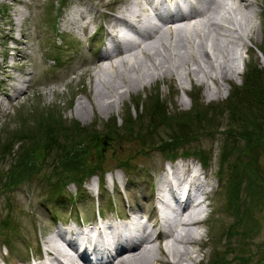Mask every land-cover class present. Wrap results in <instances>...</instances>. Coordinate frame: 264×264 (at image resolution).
I'll return each mask as SVG.
<instances>
[{
	"label": "rangeland",
	"instance_id": "obj_1",
	"mask_svg": "<svg viewBox=\"0 0 264 264\" xmlns=\"http://www.w3.org/2000/svg\"><path fill=\"white\" fill-rule=\"evenodd\" d=\"M28 1L32 5L25 8L16 3L15 0H0V90L3 87L9 88L10 84L14 83L15 77L26 79L22 84L23 91L19 94V97L9 100L8 109L0 108V138L7 137L1 139L0 146L8 145L6 149L11 150L14 154L13 157L16 159L20 158V154H26L31 158L33 156L30 154L41 155L42 152L45 153L44 144L54 134L47 138L44 137L45 133L42 131L37 134L36 129L41 122L47 126H55L53 125L54 122L61 120L65 125L80 128L78 133L70 128L69 134L74 137V140L67 143L66 150H69L76 142L93 141L91 139L93 135V139L96 141L94 144L90 142L89 147L91 144L95 145L97 150L93 146L90 147V150L94 155L97 153L102 157L98 152L100 150L99 146H103L101 149L104 156L102 158L104 160L103 170L105 171L100 175L96 172V174L90 175L88 179L82 178L81 180L85 183L82 186L84 197L80 200V212L91 214L89 216H94V209L97 204L95 190L100 176L105 177L107 192L114 193L115 203L120 202L119 197H123V200L124 196L126 197L121 192H114L115 186L119 185V190L122 188L123 178L127 180V174L117 168V163L121 160L128 161L129 167L121 166L128 173L132 168L139 175L140 179L134 180L133 192L136 193L139 187L149 194V188L147 187L152 184L153 178L160 168L164 167L167 159L163 152L152 146L169 134L162 123H157V126L153 127V116L158 120H162V117L173 119V124L179 125L185 137L191 139L184 144V147L191 152L190 154L194 151L203 152L204 155H207V160H209L210 155L208 169H205L206 174L209 175L210 171H217L218 159H220L224 140L219 133L229 130L230 126L235 127L237 125L233 115L228 112L229 107L225 106V102L231 97L232 89L243 88L248 63H257L259 68L264 69V55L260 51L261 46L264 44V0H253L256 5L249 8L250 12L249 10L237 9L234 0H221L222 7L215 14L214 20L223 21L229 27V30H220L207 25L199 33L201 35L207 34L205 37L203 35L200 37L206 42L207 48L211 49L214 56L216 55L218 61H222V59L218 57V52L213 48V42L216 39L223 42L228 48L230 66H234L238 62L240 74L234 75L228 82L221 83V87L224 89L219 96L209 97L206 94L208 85L212 88L216 87L210 79H207V82L200 83L197 79L186 77L181 79L160 77L156 80L147 77L144 80L142 79V83L136 89L128 92L125 87L121 86V78L117 76V70L108 69L106 72H99L98 76L104 83L102 88L106 92L113 93L114 97L111 100H116V103L111 105L112 111L110 113L97 104L92 106L88 99L89 92L92 90L91 74L94 73L96 66L93 63H87V60L94 56V50L98 47L93 48L92 46V48H89L84 39L76 42L72 47L64 46L65 43H62L63 39L59 34L62 28L55 31L52 26V18H54L56 12L60 11L59 5L62 0ZM73 1L84 3L88 7L87 9L95 13L98 20L103 23H105L104 15L126 4L124 0H114L112 6L106 3L112 0H66L65 6L59 13L61 14L60 18L68 9V4ZM92 23L91 29L97 22ZM63 27L66 29V25ZM218 31L220 32L218 33ZM227 32L229 34L228 39L225 37ZM78 33L82 35L80 32ZM181 35L182 33L171 34L166 26L162 27L160 41L148 45L146 40L143 44L151 58L145 56L140 49L134 48L131 63L140 68L141 74L161 72L167 65L165 56L168 55L169 49L173 54L197 49L200 41L199 36L190 33V43L186 44L185 48L177 45V39ZM8 37L18 42H8ZM21 40L24 41L21 46L25 50L21 53H26L28 60L22 58L18 60L19 55H12L13 50L11 47L17 46L19 48V41ZM164 43L170 44L169 49L165 47ZM51 45L58 46L62 50L58 62L54 57L48 56L51 51H47V47L51 48ZM14 52L17 53L16 50ZM3 59L5 64L10 65L12 63L15 66V69L7 67L5 70L6 74L11 75L13 78L11 80L4 76ZM51 59H54V61ZM240 62H243L245 66L241 67ZM127 66L128 69L127 67H123V69L128 70V72L131 71L129 73L132 75L140 76L138 71H133V66ZM188 67L195 70L194 73L196 74L193 73V76L199 79L207 78L208 74L216 73V70L213 71L204 64H201L202 70H198L196 65L189 64ZM19 68L26 70L27 74L24 76L18 70ZM130 68L132 70H129ZM87 70H89V73L81 75L82 72ZM183 71L185 69L181 66V72ZM2 81H4V84H1ZM107 100L110 101V99ZM78 101L84 102L88 115L80 116L75 112L74 108ZM154 105H159V110L151 114L149 111H153ZM181 114H184V118L180 124H177L175 117H180ZM187 117L189 121L191 119V124L187 125L189 127L185 130L183 120ZM253 119L256 123H264V107L257 116L249 118V123L253 122ZM249 123H247L248 129L256 132L255 130H258V128L253 125L255 127L253 129ZM182 131L179 132V135L182 134ZM207 131H214V137L210 138ZM256 139L257 141L252 139L249 141L247 137H237L234 144H225V147L233 151L231 150L232 152L225 159L223 166L220 167V171L225 177L226 175L228 177L229 170L237 173V177L240 174L241 177L235 185V197H238L237 204H232L231 208L236 209L238 207L241 211L244 208L246 214L240 220V216L234 218L233 212L228 211L226 208V194L224 196L223 194L228 182L224 179L215 194L214 203L218 207L215 212L217 214L213 215L212 213L209 224L207 226L203 224L204 227L198 228V231L202 232L203 241L200 239L197 245L188 248L186 254L192 257L186 258V255H184L181 260L182 264H210L216 255L220 256V258H217L219 263L221 259H229L236 254L250 255V259L244 264H264L262 258L264 254V139ZM231 145L235 147L232 148ZM34 146H38L36 152L29 151ZM180 150L182 148H179ZM0 156L3 158H0L1 173L3 170L8 169V163L12 155L9 156L7 152L5 159V156ZM178 157L183 156L178 155ZM187 157L197 161L195 156L188 155ZM32 159L35 160V162H32L33 165H37L36 159ZM244 159H246V162H242ZM35 170L36 173L31 177H24L25 179L22 180L13 193L6 196L0 194V222L4 219L11 223L16 222L12 224L14 228L12 234L16 231V234H13L15 240L12 246H9L15 250L9 256L7 263L21 264L26 257L27 245L30 246V254L32 255L33 249L36 247L35 244L40 245L43 233H48L54 219L66 216V210H71L69 207L67 209L63 208L58 203L54 206V202H51L50 199V196L53 195L51 186H48L45 181L46 174H49V171L52 174L56 171L61 177L70 175L71 171H64L62 167L53 171L50 164H43ZM247 173L254 177L251 182L248 180ZM141 179L145 180L142 181ZM76 187L74 183H68V185L63 186V190H66L67 194H74L77 191ZM252 192L254 193L251 194ZM255 198L256 200L253 202L252 200ZM7 202L11 205L9 210ZM103 203L107 207V201H103ZM123 203L126 205V201ZM227 211L230 212V215L226 214ZM237 212L239 211L237 210ZM8 214L9 217H7ZM73 214L75 215L74 212ZM233 224L237 227L234 226L232 231L235 229L239 231L247 230L251 227L252 230L248 234L250 238L233 234L230 242L224 241L222 231L228 230ZM180 230L182 231V228ZM2 239L0 227V264H3L1 257L5 254V250H3L5 245L2 243ZM180 246V249H182V245ZM228 246L233 249L230 254L226 248ZM224 249L225 251L222 253ZM225 252L226 255H223Z\"/></svg>",
	"mask_w": 264,
	"mask_h": 264
},
{
	"label": "bare ground",
	"instance_id": "obj_2",
	"mask_svg": "<svg viewBox=\"0 0 264 264\" xmlns=\"http://www.w3.org/2000/svg\"><path fill=\"white\" fill-rule=\"evenodd\" d=\"M113 1L114 0L107 1L106 3L107 5L112 6ZM151 1L152 0H124V2H126L125 5L104 15L105 23L99 21L95 13L87 9L88 7H86L84 3L77 4V7L72 8L69 13H67V16L64 17L63 22L66 26L71 29H80L85 35L87 34L90 23L97 22L104 28L106 35L114 40L116 45V52L114 54H110L107 51H98L91 59L87 60V63H93L96 66V72L94 71V73L91 74L92 90H90V96H88L92 106L97 104L100 108L110 113L112 111L111 105L116 103L115 99L111 100V98L114 97V94H111V92L108 91L106 92V90L102 88L104 87V83L98 76L99 72L103 73L108 69L117 70V76L121 78V86L125 87L128 92L136 89L137 86L142 83V79L144 80L147 77L152 78L153 80L160 77H169L172 79L186 77L188 79H197L200 83L207 82V79H210L215 83L216 87L212 88L209 85L206 87V94L209 97L219 96L220 93H223L224 89L221 87V83L228 82L234 75L237 76L240 74V70H238V62L234 66H230L229 50L223 42L218 41L217 39L213 42L214 50L218 52V57L222 59V61H218L215 57L216 55L214 56L211 49L207 48L206 42L200 37L202 35L205 37L207 34H199L207 25H211V27L214 26V28L220 30H229V27L226 26L223 21L214 20L215 14L218 13L222 7L221 0H195L198 4L197 7L191 6L190 0H169L170 6L162 8V11H164L163 13L166 16L157 11L155 12L154 17H150L145 13L146 8L147 6H150ZM161 1L162 0H155V4H152L154 10L159 8L157 5ZM234 1L237 9L249 10V12V8L256 5L253 0ZM79 5L83 8L78 7ZM18 19L20 18L18 17ZM157 20L162 23L161 26H158ZM122 25L124 28H121ZM164 26H166V29L171 34L182 33L177 39V45H181V47L185 48V45L190 43V33H195L200 37L197 49L173 54L169 49L170 44L167 45L164 43L165 47L169 49L168 55L165 56L167 61L166 67L159 73L151 72L150 74H141L139 70L140 68L131 63L132 51L134 48L140 49L145 56L151 58L143 44L146 40L148 45L160 41V32ZM219 32L220 31H218V33ZM133 34L138 35L140 40L135 41L132 38ZM228 35L227 32L225 36L226 39H228ZM19 42L20 47L16 48V54L20 57L18 60H21V58L26 59V53H21L22 51H25L24 47L21 46L24 41L21 40ZM189 64L196 65L198 70H202L201 64H204L211 70H216V73L208 74L207 78L204 77L199 79L198 77L193 76L196 73H194L195 70L188 67ZM127 65L133 66V71H138L140 76L132 75L129 73L131 71L128 72V70L123 69V67H127L128 69ZM5 66L6 68L9 67L7 64H5ZM181 66L184 67L185 71L181 72ZM18 70L22 72V74H27L26 70L21 68ZM129 70H132V68ZM87 73H89V70L82 72L81 75ZM6 75L11 77V75ZM14 79V83L10 84V88L15 92L14 98H18L19 94L23 91L22 84L26 79ZM7 89L3 87L0 90V94H5ZM107 99H110V101ZM74 110L80 116L88 115L85 104L82 101H78ZM182 167L183 168L172 166V178H166L165 182L172 195V204L179 209L180 207L185 208L184 211L186 213L175 215L171 204L167 201L163 203L159 218L168 223V229L163 235H161V237L167 238L164 245H154L152 241L148 240V234L145 232L146 221L138 222V220H136L137 222L133 221L130 226L123 225L122 222L116 221L110 222V224L107 225V244L105 246L97 247L95 251L92 249L89 252L86 251L82 253L80 260L70 257L68 255L69 253L56 238H46L44 240V252L48 256V264H64L63 260L60 258L63 256H65L71 264H182L181 260L184 255H186V258L192 257L186 253L188 248L197 245L200 239L203 241L201 236L202 233L198 231V228H200L199 225L203 222V219L198 216L200 215L199 209L195 210L190 208L187 202H182L176 198V193L174 191L175 187H177L176 189L178 190L181 189L180 183L190 176L189 168L186 165H182ZM160 169L162 170V167ZM199 174V172L195 171L193 175H191V178L197 181L199 180ZM165 175L166 174H164V176ZM171 180L173 181L171 182ZM195 181H188L186 184V190L196 192L201 186L211 185L209 181L206 183L200 181L196 183ZM134 193L135 192H133L132 188L126 190L125 195L129 203V209L128 212L124 214H120L119 211H116L117 218L122 219L120 221L132 219V217L134 219L135 216H137V218H142V215H148L149 208L152 205V203L149 202L148 194L142 191L139 187L138 191L135 194ZM226 214L229 213L227 212ZM102 216L109 218L112 221L115 218V215L108 216L107 214H104ZM155 225L159 228L158 224H154L153 227ZM181 228L182 231L180 230ZM91 232L93 231L81 229V233H78H80L79 235L82 239L90 241ZM224 232L225 231H222V234H225ZM93 236L94 240L97 241L98 234L96 233ZM68 241L70 240L68 239ZM69 243L74 246L73 242ZM127 244H130L129 248H127ZM179 244L182 245V249H180L181 246Z\"/></svg>",
	"mask_w": 264,
	"mask_h": 264
},
{
	"label": "trees",
	"instance_id": "obj_3",
	"mask_svg": "<svg viewBox=\"0 0 264 264\" xmlns=\"http://www.w3.org/2000/svg\"><path fill=\"white\" fill-rule=\"evenodd\" d=\"M260 51L262 54H264V44L261 46ZM232 94L229 99L225 102V106L229 107V113H231L234 117L235 123L237 125L235 127H231L229 130H224L223 132H220L219 134L223 137L222 147H221V153H220V159L219 164L220 167L223 166L225 159L231 153L233 150L230 148L225 147V144H234V140L237 137L240 138H248L249 141L254 140L257 141L256 138L264 139V123L259 124L255 122L253 119V122L249 123V118L252 116H257L264 107V69L259 68L256 64L253 62L248 63V68L245 73V80L243 82V88H234L232 89ZM215 106V105H212ZM220 107V105H219ZM153 111L151 114H153L155 111L159 110V105H154L152 108ZM238 111V112H237ZM240 112V113H239ZM150 114V115H151ZM184 118V114H181L180 117H175L177 124H180L181 120ZM173 119L168 117H162V120H158L156 117L153 116V127L157 126V123H162L163 127L168 134V138L165 136L162 140H160L157 143H154L152 147H156L158 150L164 153L166 157H173L176 156L178 153H182L184 155L190 154L191 152L184 147V144L188 143L191 139L189 137H185L184 132L182 131V128L179 125L173 124ZM184 125L183 127L185 130L187 129V125L191 124V119L189 121L188 117L183 120ZM233 121V120H232ZM249 123L252 127L255 125L258 130L250 131L248 129ZM55 126H47L44 123H40V126H37L36 129L37 134H40V131L44 132V137L47 138L50 135L53 137L47 141L44 144L45 153L42 152L41 155H35L30 154L33 157L26 156V154H20V158L16 159L13 157V153L11 150H7L8 145H2L0 146V155L5 156V154L8 152L9 156L12 155L11 160L9 161V167L7 170H3L0 174L3 175V177H0V189H12L17 184H20L22 180H24L26 177H31L34 173H36V170L39 166H42L43 164H50L51 170H57V168L62 167L64 171H71L70 175H66L61 177L60 174H58L56 171L52 174L49 171V174H46L48 178V183L51 186L52 192H57V194L60 193L63 186L68 181H76L81 182L82 178L89 177L91 174L96 173L97 171H100L103 169V159L104 156L102 154V147L99 146V154L102 155L100 157L97 153L94 155V153L90 150V147L93 146L95 149L94 142L96 141L93 139V141H87V142H76L72 145V147L69 150H66L67 143H70V141L74 140V137L69 134V130L74 129L79 132L78 127H70V125H65L63 122L55 121ZM253 127V129L255 128ZM55 129V130H53ZM182 131V134L179 135V132ZM210 137H214V131H207ZM20 133V132H17ZM22 135V134H21ZM23 136V135H22ZM170 136V139H169ZM7 137H1V139H6ZM113 138V137H112ZM88 139V138H87ZM92 142V144L89 147V143ZM102 142V140H101ZM83 143V145H82ZM263 146V145H262ZM36 147L34 146L30 148L29 151L36 152ZM231 147H235L234 145H231ZM179 148H182V150L179 151ZM114 149V148H112ZM97 150V149H96ZM230 150V151H229ZM232 150V151H231ZM77 151V152H76ZM112 151V150H111ZM25 153V152H24ZM195 155H198L203 162L207 161V155H204L203 152L194 151L192 152ZM8 156V157H9ZM19 156V155H18ZM2 156H0L1 158ZM6 156L4 157V159ZM14 158V159H13ZM38 162L37 165H33L32 162H35L34 159ZM210 158V155H209ZM208 158V159H209ZM3 159V158H1ZM29 159H31L29 161ZM241 161V160H240ZM118 166H126L129 167V163L127 160H121L117 163ZM253 169V168H252ZM57 173V174H56ZM248 174V180L251 182L254 177ZM25 177V178H24ZM240 174L237 177V173L232 172L231 179L232 182L230 184V191L228 196V205L229 207L232 206V204H237L238 197H235L236 189V181L240 179ZM64 178V179H63ZM234 193V194H233ZM252 192L251 194H253ZM238 195V194H237ZM256 200L253 199L254 202ZM258 200V199H257ZM237 212V211H235ZM238 213V217L241 218V215ZM4 226L9 225V222L5 220L3 222ZM234 224L229 227L228 230L225 229V233L227 236V239H230L233 234L236 233V235H242L244 237H248L249 231L252 230L251 227H249L247 230L237 231L234 229ZM225 235V234H223ZM250 238V236L248 237ZM248 243V242H246ZM228 251L232 249V247H227ZM226 249V250H227ZM224 250H222V253ZM227 252V251H226ZM226 252L223 255H226ZM250 255L240 254L238 256L233 257V259H237L239 263H246ZM217 258H220L219 255H216L210 264H224L225 261H227L225 258L221 259V261L218 263ZM264 259V254L262 256ZM263 261V260H262Z\"/></svg>",
	"mask_w": 264,
	"mask_h": 264
},
{
	"label": "water",
	"instance_id": "obj_4",
	"mask_svg": "<svg viewBox=\"0 0 264 264\" xmlns=\"http://www.w3.org/2000/svg\"><path fill=\"white\" fill-rule=\"evenodd\" d=\"M245 157V156H244ZM246 161V159H244V162Z\"/></svg>",
	"mask_w": 264,
	"mask_h": 264
}]
</instances>
